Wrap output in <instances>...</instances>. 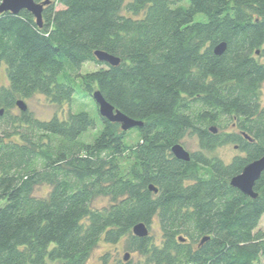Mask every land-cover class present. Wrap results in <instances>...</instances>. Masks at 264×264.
<instances>
[{"label":"trees","instance_id":"16d2710c","mask_svg":"<svg viewBox=\"0 0 264 264\" xmlns=\"http://www.w3.org/2000/svg\"><path fill=\"white\" fill-rule=\"evenodd\" d=\"M34 1H49L41 27L26 10L0 13L9 80L0 108L8 115L35 95L73 104L79 85L100 122L87 111L42 121L27 110L2 130L0 264H86L101 242L122 240L147 264H264V172L256 199L231 186L264 156V0ZM86 63L101 67L82 73ZM96 91L144 126L106 120ZM189 136L205 152L232 145L241 154L226 164L186 149L190 162L178 160L172 148ZM40 186L46 197L35 195ZM139 223L148 237L134 235Z\"/></svg>","mask_w":264,"mask_h":264},{"label":"rangeland","instance_id":"374dc122","mask_svg":"<svg viewBox=\"0 0 264 264\" xmlns=\"http://www.w3.org/2000/svg\"><path fill=\"white\" fill-rule=\"evenodd\" d=\"M124 14H128L124 12ZM260 61L264 63V55L260 56ZM82 73L92 72L98 70L101 65H96L94 63H86L83 65ZM9 80H7L6 71L2 68L0 72V88L8 87ZM77 92L74 97L75 101L73 104H66L62 107L52 105L45 97L42 95H35L32 99L24 100L28 105V112H31L33 116L39 120L45 121L51 119L54 115L59 114V116H65L69 111H73V113H78L79 111H87L90 115L97 120V124L99 125V113L96 109V105L93 102L92 98L86 96L84 89L79 85L76 86ZM262 95H261V102L264 106V84L261 88ZM19 100V99H17ZM72 105V106H71ZM3 112L2 117L0 118V134L2 130L11 131L13 128V122L19 119L21 116L20 110L18 107L12 108L9 114L5 115L4 109L0 108ZM5 115V116H4ZM229 132L232 131L231 128L228 130ZM138 139V132L135 130L131 132L130 137L128 138L129 144H134L137 142ZM184 147L189 152L193 153H202L207 156L208 158H218L229 164L235 160L234 157L240 155V151L237 147L232 145H224L223 147H218L217 150L213 151L212 153H208L200 149L199 140L193 136H189L188 139L184 142ZM50 189L47 186H40L37 187V191L35 192L36 196L39 197H46L49 193ZM109 204V199H98L94 202L93 207L97 209H102L104 206ZM151 236L153 237L155 243L157 245L161 244V237L162 232L161 229L158 228L157 224H154L151 227ZM261 230L264 231V217L260 221ZM126 241L122 240L117 245L109 244L105 242H101L97 248L92 252L93 254L89 258L86 264H125L124 257L126 254H130L129 260L131 264H147L146 259L141 254H133L130 251L126 250Z\"/></svg>","mask_w":264,"mask_h":264},{"label":"water","instance_id":"95a60500","mask_svg":"<svg viewBox=\"0 0 264 264\" xmlns=\"http://www.w3.org/2000/svg\"><path fill=\"white\" fill-rule=\"evenodd\" d=\"M2 4L0 5V13L11 12L14 14H18L20 11L26 10L27 12L32 13L38 25L41 27L43 25V8L45 4L48 2L38 4L34 0H2ZM226 44L222 43L218 45L216 48V54L221 55L226 51ZM96 57L102 63H106L112 66H119L120 59L114 57L111 54H107L103 51H97ZM93 98L95 99L98 108L100 109V114L106 120L110 122L119 123L122 127V130L129 131L134 129V127H143L144 124L135 119H130L123 112L116 110L111 103H108L107 100L103 97L100 91H96L93 94ZM17 106L19 110L25 112L28 110V106L25 101H17ZM2 111H0V115H2ZM215 131V130H213ZM175 157L179 160L190 162L191 153H189L181 144L172 148ZM264 172V156L262 158L257 159V161L252 162L244 168L243 172L236 175L231 179V186L233 188H237L242 191L246 196H249L253 199L258 197V193L254 191V187L258 182L259 178ZM152 191L158 193V190L153 186L150 187ZM134 235L140 238H146L149 236V229H147L144 223H139L133 228ZM205 239L203 242H205ZM130 254H126L124 257V261H128Z\"/></svg>","mask_w":264,"mask_h":264}]
</instances>
